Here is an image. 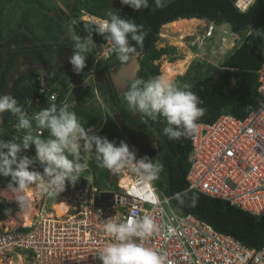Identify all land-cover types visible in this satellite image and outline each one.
<instances>
[{"label":"trees","instance_id":"16d2710c","mask_svg":"<svg viewBox=\"0 0 264 264\" xmlns=\"http://www.w3.org/2000/svg\"><path fill=\"white\" fill-rule=\"evenodd\" d=\"M116 1H122L127 6V13L117 9ZM246 1L247 6L251 0ZM59 2L65 10L57 7L53 0H0V41L10 40L20 31L34 41L28 46L18 44L4 50L7 55L0 70V95L8 87L20 57L31 55L41 67L20 74L12 81L11 93L0 121V141L4 145L0 152V188L20 186L5 173L6 164L12 158L10 138L16 133L11 121L12 115L25 108V99L38 87L36 77L39 72L53 74L52 83L57 84L54 89L61 100L69 90L68 83L79 84L83 70H93L94 88L78 86L72 90L71 97L62 103L42 99L40 107L34 108V111L45 114L46 120H19L16 123L22 127L41 129L42 137L46 140L59 138L72 127L84 133L90 128L97 130L93 138L90 169L98 189L115 184L119 175L115 174L114 169L134 161V156L126 147V139L135 141L154 131L156 146L145 149V167L141 171L155 180L157 185L154 186L162 197H171L172 208L182 215H193L248 248L264 247V216H255L225 200L189 191L186 181L193 127L201 122L212 123L223 114L243 118L247 107L256 100V72L264 61V0H256L245 12H239L230 0ZM14 5L19 7V13L12 12ZM82 12L112 20L116 28H124L119 48L108 59L95 60L91 43L100 38L95 35V26L80 20ZM8 14H13V17L10 18ZM74 17L83 30L77 32L79 36L75 42H63V37L74 29V25L79 30V25L71 20ZM13 18L16 19L15 23L10 26ZM192 18L207 20L215 25L228 24L233 33H245L244 38L218 67L203 71L202 64L192 65L181 77L180 91L172 90V86L163 91L158 86L160 70L155 62L175 48H157L160 29L178 19ZM31 22L36 25L34 30H31ZM252 25L256 28L258 40L251 30ZM90 33L93 36L87 41L88 51L87 46H82L80 38ZM64 51L75 60L71 64L73 68L55 71L53 63L58 54ZM136 54L140 60L133 93L119 97L111 78L112 68L123 66L126 58ZM95 96L102 100L107 109L118 112L119 126L111 121L108 114L91 104ZM22 209V201L8 202L0 198V221Z\"/></svg>","mask_w":264,"mask_h":264},{"label":"built area","instance_id":"2783aa9c","mask_svg":"<svg viewBox=\"0 0 264 264\" xmlns=\"http://www.w3.org/2000/svg\"><path fill=\"white\" fill-rule=\"evenodd\" d=\"M255 1L246 6L244 0H236L233 5L245 12ZM80 20L95 26L100 38L91 43L95 60L108 59L119 48L124 28L84 12ZM215 26L210 22L206 38L212 36ZM232 35L235 44L239 35ZM256 73L257 97L243 118L223 114L212 123L193 127L186 181L189 191L225 200L261 217L264 61ZM52 77V73L40 71L36 77L39 85L25 99V108L12 115L16 133L10 138L12 158L5 173L20 186L42 185L28 226H0V259L5 264H11L13 256L22 258L23 264H264V247L248 248L193 215H182L172 208L171 197L159 195L141 169L130 173L128 164L119 165L114 169L119 175L115 184L95 187L90 169L93 138L98 132L94 128L84 133L72 127L54 142L42 137L41 129L18 125L19 120H46L45 114L34 111L41 100L62 103L86 80L68 83L69 90L60 100ZM3 148L0 141V152ZM102 193H112L113 203L101 204ZM63 202L58 214L53 205Z\"/></svg>","mask_w":264,"mask_h":264},{"label":"rangeland","instance_id":"374dc122","mask_svg":"<svg viewBox=\"0 0 264 264\" xmlns=\"http://www.w3.org/2000/svg\"><path fill=\"white\" fill-rule=\"evenodd\" d=\"M244 2L247 4V1L244 0ZM117 9L124 11L127 13V6L122 2V1H116L115 3ZM248 6V5H247ZM65 10V9H64ZM13 13H19V7L18 6H13ZM67 16H69V12L66 11ZM71 15V14H70ZM13 17L12 14H10V18ZM7 19V18H6ZM84 19H87V17H84ZM15 20H11V25H14ZM75 22L77 21L76 17L73 19ZM79 22V21H77ZM76 22V23H77ZM79 25V30L76 29L74 25V29H70L69 32L65 37H63L62 41L63 42H70L76 40L77 36L79 34L77 32H80V30H83V26ZM210 25V22L207 20H204L203 23L196 28L192 32H190L188 35H184L182 39H179L180 34L179 33H173L170 29L164 28L163 26L160 29L159 37L162 32H164L168 38H159V41L157 42L156 46L157 48H162V47H173L175 50L171 52L170 54L164 55L160 58V60L156 61L155 64H158L159 70H160V75H161V66L164 62L168 63H174L176 61L180 60H185L187 61L186 64L184 65L185 70L183 71L182 74H178L172 79L170 86H172V90L178 89L180 91L181 89V83L183 82L181 80V77L184 76V74L187 72L188 68L192 65H203L202 69L203 71L208 70L210 67H218L220 63L223 61V59L228 56L230 53H232L237 46L241 43V41L244 38L245 33L238 34L239 38L236 39L235 44H232V34L233 31L230 29V26L228 24H220L216 25L214 27V30L212 32V36L209 38H206V32L208 29V26ZM31 30H34V27L36 25L34 22H31ZM169 33H168V32ZM194 32V33H193ZM82 39L81 44L83 47L89 49V45L87 41L89 40L88 36H85ZM225 39V40H223ZM33 39L26 35L24 32H17L14 37H12L10 40H7L5 42L0 41V70L2 67V61L3 58L6 57L7 53L4 50H8L14 46H17L18 44L28 46L33 44ZM78 42L80 43L79 39ZM139 60L140 56L139 55H133L125 59V64L121 67H113L112 68V73L116 75L122 68L125 67H130V73H125L121 76L120 80H115V86H118L121 90V93L124 95L125 93L132 94L133 93V83L134 80L136 79V75L138 72V67H139ZM75 60L72 59L67 52H60L58 56L56 57L55 62L53 63V68L55 71L57 70H71L73 67L71 64ZM75 63V62H74ZM133 70H132V66ZM41 68L35 61V59L31 55H24L18 59L17 62V68L13 72L10 82L8 84V87L6 90L0 95V121H1V116L3 109L8 101V98L11 93V84L12 81L20 74H24L29 72L32 69H39ZM82 78H84L85 83L83 87H86L88 89L94 88V83H93V78L95 80L93 70L90 72V70L86 69L83 70ZM160 78V77H159ZM158 86H159V81H158ZM168 86L165 89L160 88L163 91H167ZM91 104L100 110L101 112L108 114L111 121L115 123L116 126L120 125V117L119 114L116 110H111L107 109L105 105L102 103V100L98 98V96H95L91 100ZM129 108L131 106L129 105ZM152 132V133H151ZM148 132L145 136L140 137L138 140L132 141L130 139H126V147L130 150L131 154L134 156V161L132 163L140 170L144 169L145 167V149L147 148H155L156 146V134L154 131ZM57 139V138H55ZM55 139L53 140L55 142ZM57 142V140H56ZM144 151V152H143ZM130 163L127 162L126 164ZM69 169L72 168L71 165L67 166ZM129 167V165H128ZM0 169H1V160H0ZM149 179V181L153 185H157L155 180L151 178L146 172H144ZM157 179H159L157 177ZM160 180V179H159ZM35 184V183H34ZM28 186V185H25ZM2 189V188H0ZM160 195V193H159ZM161 196V195H160ZM0 198L5 199L0 195ZM8 202H14L15 200L9 201L5 199ZM21 201V200H19ZM17 201V202H19ZM57 205V204H55ZM64 208V205L62 209ZM13 214V213H12ZM10 216V215H8ZM7 216V217H8ZM6 217V218H7ZM3 220L0 221V226H3L2 224ZM17 227L16 225L7 227L6 229L14 228ZM16 256H13L12 263L11 264H22L23 259L15 258ZM0 264H5L4 260L0 259ZM7 264V263H6Z\"/></svg>","mask_w":264,"mask_h":264},{"label":"bare ground","instance_id":"6f19581e","mask_svg":"<svg viewBox=\"0 0 264 264\" xmlns=\"http://www.w3.org/2000/svg\"><path fill=\"white\" fill-rule=\"evenodd\" d=\"M203 23L202 19H178L174 22L164 25V28L170 29L173 33H179V39H182L184 35H188L194 30L197 26ZM165 32V31H164ZM164 32L160 34L161 38H168ZM168 32V31H167ZM169 33V32H168ZM194 33V32H193ZM187 61L180 60L174 63L164 62L161 66V75L159 78V87L162 89L170 86L172 79L178 74H182L185 70L184 65ZM132 66V65H131ZM132 66V70H133ZM126 164V163H125ZM121 164V165H125ZM128 171L133 173L138 169L132 162L128 163ZM118 167V166H117ZM124 181L126 179L124 178ZM127 182V181H126ZM42 185V182L35 183L28 186H10L8 188L0 189V195L5 199L12 201L23 202V209L21 211L13 213V215L8 216L2 222L5 228L16 225L17 227H26L31 223L32 216L36 212L35 205L39 195V187ZM63 203H57L53 205V210H56L58 214L62 213ZM11 229V228H10ZM23 264V263H22Z\"/></svg>","mask_w":264,"mask_h":264},{"label":"water","instance_id":"95a60500","mask_svg":"<svg viewBox=\"0 0 264 264\" xmlns=\"http://www.w3.org/2000/svg\"><path fill=\"white\" fill-rule=\"evenodd\" d=\"M230 1L235 2L236 0H230ZM251 22H253V18L251 19ZM251 30L254 32L255 39L258 40V36L256 34V28L253 25L251 26ZM138 70H139V67H138ZM130 71H131L130 67L128 66V67L122 68L118 73H116V75L111 73V78H112L114 85H115V80L119 81L123 74L130 73ZM116 88H117L119 97H122L123 94L121 93L120 88L118 86H116ZM100 201H101V204H112L113 203L112 193H102L100 195Z\"/></svg>","mask_w":264,"mask_h":264},{"label":"crops","instance_id":"0c3cea01","mask_svg":"<svg viewBox=\"0 0 264 264\" xmlns=\"http://www.w3.org/2000/svg\"><path fill=\"white\" fill-rule=\"evenodd\" d=\"M54 2H55V4L57 5V7H59L60 9H62V10H64V8H63V6H62V4L59 2V0H53ZM50 2H51V0H50ZM8 15H10V14H8ZM13 15V14H12ZM194 19H196V18H194ZM204 21V20H203ZM169 24V23H168ZM130 162H132V161H130ZM125 164V163H124Z\"/></svg>","mask_w":264,"mask_h":264},{"label":"clouds","instance_id":"9594fccd","mask_svg":"<svg viewBox=\"0 0 264 264\" xmlns=\"http://www.w3.org/2000/svg\"><path fill=\"white\" fill-rule=\"evenodd\" d=\"M100 19H102V18H100ZM104 20H107V19H104Z\"/></svg>","mask_w":264,"mask_h":264}]
</instances>
